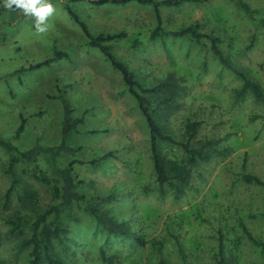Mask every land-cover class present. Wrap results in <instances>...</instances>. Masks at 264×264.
<instances>
[{
	"label": "rangeland",
	"instance_id": "obj_1",
	"mask_svg": "<svg viewBox=\"0 0 264 264\" xmlns=\"http://www.w3.org/2000/svg\"><path fill=\"white\" fill-rule=\"evenodd\" d=\"M94 1L49 0L55 11L43 33L22 10L0 6V134L21 150L37 143L59 146L61 97L66 98L74 118L84 121L67 140L73 150L56 163L65 167L74 162L79 190L89 198L115 192L110 215L145 241L132 247L130 242L108 246L104 240L74 233L72 264H219L221 242L225 264H264V249L243 229L246 226L264 243V188L243 179L249 173L264 180V101L252 93L237 95L242 79L214 57L208 38H202V44L191 37L151 40L158 25L153 6ZM244 1L255 11L253 16L235 0L186 1L160 7V14L166 31L198 25L201 33L218 37L231 64L264 88V0ZM67 5L95 35L127 33V38L111 42L112 50L145 85H180L176 102L161 114L167 130L175 140L186 141L187 122H199L193 145H206L210 153L193 167L182 192H159L147 122L121 74L89 45ZM55 50L67 56L29 69L53 57ZM23 118L24 132L15 139ZM181 149L168 142L162 153L184 158ZM9 158L0 147V262L26 264L27 251L18 250L21 238L10 234L7 220L19 210L26 217L35 213L18 202L28 187L37 192V212L57 203L51 187L35 176L38 172L53 177L52 162L42 156L38 163L21 164V184L5 206L12 183L6 172ZM73 209L74 223L96 228L95 220Z\"/></svg>",
	"mask_w": 264,
	"mask_h": 264
},
{
	"label": "trees",
	"instance_id": "obj_2",
	"mask_svg": "<svg viewBox=\"0 0 264 264\" xmlns=\"http://www.w3.org/2000/svg\"><path fill=\"white\" fill-rule=\"evenodd\" d=\"M186 1L201 2L202 0H95L94 3L103 5L108 3L128 4L130 2H139L153 6L157 12L158 25L151 34V40H156L164 36L191 37L196 43L202 44V38H208L211 41V49L214 57L225 68L232 70L242 79L243 84L238 91L239 93L237 92V95L243 96L252 93L258 101H264L263 86L231 64V60L224 55V52L219 46L221 40L218 37L201 33L198 25L189 26L177 31H166L164 29L160 7L179 6ZM235 1L250 16L254 15L255 11L244 0ZM67 9L83 27L89 39V45L99 49L112 67L121 74L126 91L136 100L138 108L149 128V143L159 192L165 194L168 189H172L177 193L182 192L184 186L189 181L193 167L200 161H205L210 153L206 145L202 148H196L193 145V141L197 137L199 130V122H187L185 127L186 141L175 140L167 130L161 114L164 109L171 108L176 102V98L180 95V85L172 81L161 82L155 86L145 85L129 65L119 59L112 50L111 42L113 40L127 38V33H101L95 35L90 32L86 24L74 13L70 6L67 5ZM65 56H67L66 53L55 50L53 57L31 65L29 69L33 70L47 66L53 61L62 59ZM61 99L64 104V119L62 125V143L59 146L45 147L37 143L31 148L21 150L11 139H7L0 134V147L4 148L10 156L6 172L12 180L11 186L5 196V206H9L12 193L21 184L22 178L17 171L21 164L29 165L38 163L42 156L47 157L52 162L53 177H49L45 173L38 175V172L35 176L48 187H51L57 203L49 205L44 211L37 212V192L35 189L28 187L18 197V202L23 206L22 209L24 207H30L35 213H33L32 217H26L23 215L24 211L19 210L15 218L7 220V223L11 226L10 234L21 238L18 250L21 252L27 251L26 264H72L74 249L70 242L74 233L75 237L80 236L85 238L87 236L85 234H88L90 237H96L98 240H104L108 246L116 245L118 242L122 244L130 242L128 244L130 247L135 244H145V241L140 239L141 237L134 234L130 228L123 227L122 224L117 223L114 217L110 215L112 211L108 205L117 199L115 192H111L105 196L100 195L89 198L79 190L80 181L73 174L74 162L71 161L65 167H60L56 163L58 157L73 150L68 146L67 140L71 133L76 131L78 126L84 121L83 118H74L72 115V107L67 99L64 97H61ZM25 123L26 119L23 118L16 131L15 139L21 137L24 132ZM168 142L181 146L183 148L181 150L186 157H165L162 153V146ZM105 157L107 156L103 158ZM95 162L93 161V163ZM243 179L247 184H256L264 188V180L256 175L245 173L243 174ZM74 207H78L91 219L95 220L97 223L96 228H83L81 226L82 223L80 225L74 223L77 220V217H73ZM64 214H66L65 217L62 216ZM78 226H80L79 229ZM243 229L248 238L256 246L264 249L263 242L256 239L246 226ZM2 237L0 233V239ZM224 253L225 247L223 242H221L219 245V264H225ZM103 257L106 258L104 254ZM4 262H0V264H4ZM161 262L162 264H166L164 261Z\"/></svg>",
	"mask_w": 264,
	"mask_h": 264
},
{
	"label": "clouds",
	"instance_id": "obj_3",
	"mask_svg": "<svg viewBox=\"0 0 264 264\" xmlns=\"http://www.w3.org/2000/svg\"><path fill=\"white\" fill-rule=\"evenodd\" d=\"M0 6L11 11L22 10L25 16L34 18L35 28L40 33L47 30L46 22L55 11L49 0H0Z\"/></svg>",
	"mask_w": 264,
	"mask_h": 264
}]
</instances>
